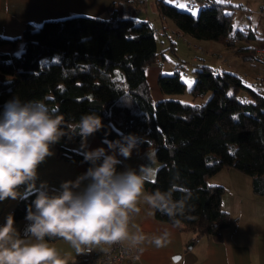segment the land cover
I'll return each mask as SVG.
<instances>
[{"label":"trees","instance_id":"trees-1","mask_svg":"<svg viewBox=\"0 0 264 264\" xmlns=\"http://www.w3.org/2000/svg\"><path fill=\"white\" fill-rule=\"evenodd\" d=\"M126 2L110 5L105 18L77 14L46 19L36 30L24 28L19 38L0 36V46H11L0 49V108L13 95L21 100L42 99L64 116L66 124L86 113L99 115L103 123L95 133L99 139L140 134L144 141L140 148L152 146L160 163L155 179L144 184L147 192L174 188L173 197L179 199L188 190L191 196L184 215L176 219L192 232V240L203 235L219 240L221 230L235 219L221 207L225 187L208 183V177L232 167L249 175L254 193L264 195V95L247 86L239 74L197 63L188 92L193 99L210 93L204 102L154 100L145 68L159 53L155 28L148 20L131 16ZM194 3L200 5L196 17L155 0L159 14L181 33L196 40L219 41L244 61L262 60L257 46L248 44L260 38L256 31L234 30L233 11L226 10L233 4L224 0L205 6ZM19 39L23 43L15 50ZM183 68L180 60L172 73L160 74V91L183 93ZM261 82L264 77L256 81ZM241 89L247 90V99L238 97ZM122 97L132 102L125 103ZM60 156L82 161L81 152L66 147H60ZM34 199L33 192L26 193L8 215L24 219ZM152 212L157 220L173 224L167 215Z\"/></svg>","mask_w":264,"mask_h":264},{"label":"clouds","instance_id":"clouds-1","mask_svg":"<svg viewBox=\"0 0 264 264\" xmlns=\"http://www.w3.org/2000/svg\"><path fill=\"white\" fill-rule=\"evenodd\" d=\"M102 127L96 113L66 124L64 116L42 99L21 100L13 95L4 102L0 108V202L21 197L20 186L33 192L35 199L26 207L27 223L22 231L14 226L12 214L0 224V264H65L49 243L53 238L69 242L77 254L127 240L140 244L146 237H130L128 224L130 213L139 212L141 196L152 209L172 219L174 226L179 225L176 217L184 215L190 192L185 190L179 199L173 197L174 188L144 193V184L155 168L125 163L138 151L143 137L122 133L118 139L102 141L106 147L89 148L87 139ZM76 136L83 145L85 171L61 181L54 190L43 181L38 185V167L55 155L54 146ZM167 236L166 231L153 243L161 246Z\"/></svg>","mask_w":264,"mask_h":264},{"label":"crops","instance_id":"crops-1","mask_svg":"<svg viewBox=\"0 0 264 264\" xmlns=\"http://www.w3.org/2000/svg\"><path fill=\"white\" fill-rule=\"evenodd\" d=\"M67 1L68 0H0V36L9 39L19 38L23 29L27 26L34 30L39 26L42 20L49 18L47 16H50L49 19H57L62 15L60 13L65 11L70 14L79 12L85 13L88 14L87 16H100L104 12L108 14L110 5L121 0H74L76 4L68 7L66 6ZM164 1L173 4L177 8H186L189 7L190 4H197L194 3L193 0H175V2L170 0ZM142 3L146 5L147 0H127L125 3V10L130 11V15L137 18L136 16L139 14L140 9L136 8V6ZM150 4L153 6L155 0H152ZM144 9L147 13L146 7ZM190 10L193 11V7ZM35 14L41 16L36 17ZM36 19L39 20V22L35 21ZM174 32L179 35L181 34L175 26ZM209 43H211L207 46L209 50L216 49L217 46L215 44L212 42ZM20 46L21 39L17 41L15 50L19 49ZM10 48L11 46L9 44L0 46V49L4 50H9ZM210 62L214 64L212 61ZM201 63L211 65L207 63L204 58ZM211 66L218 71L225 70L219 69V67H215L214 65ZM175 69L176 65L173 71ZM182 77L187 76L184 73ZM189 78L194 81V74L193 78H191V76ZM75 123L76 122H70L69 124ZM93 135L95 137L93 145L96 141V147H106V145L102 143V141L106 140L105 138L99 139L95 134ZM97 138L99 140H97ZM65 139L54 146L55 155L47 158L46 161L38 167L39 180L37 184L39 185L41 181L46 182L49 190L58 188L60 182L63 180L75 179L78 174L82 173L87 168L86 164L60 156V147L68 148L67 145L63 144L65 143ZM78 140H80V138L76 141ZM75 143L74 140H71V147H69V149L74 150L72 147H74ZM138 153L141 154L143 152H134L129 159L130 162L140 163V158H137ZM222 169H225V173L232 175V177H229L226 181H222L220 178L217 179L216 175H218ZM232 169L235 168L225 166L207 179L208 183L222 185L225 187V190L228 189V187L233 189L232 193H234L235 198H230L225 202L222 195L221 207L228 211L235 221L221 230V238L219 240H215L208 235H203L197 240H192V232L186 229L184 223L174 226L173 224L157 220L153 215L152 209L144 202L142 197L137 202L139 212L130 213L128 231L130 237L142 234L146 239L142 243L136 245L132 244L131 240L122 242L140 251L139 259L130 262V264H264V198L258 197H264V195H257L254 193L250 177L253 196L248 193V198L244 200V196L240 192V189H236L235 185H233L234 177L239 176L231 172ZM144 189V193H148L145 187ZM19 191L21 197L28 193L24 188L19 189ZM21 197L16 200L7 199L0 202V224L4 223L8 213L14 208ZM24 221V219L14 220V226L19 230ZM166 231L168 236L166 239H163L161 246H157L153 243L155 238H163ZM191 241L192 245L188 247ZM49 243L56 248L61 258L65 261V264L86 263L79 259L80 254H77L76 249L73 248L69 242L60 238H55L49 240Z\"/></svg>","mask_w":264,"mask_h":264},{"label":"rangeland","instance_id":"rangeland-1","mask_svg":"<svg viewBox=\"0 0 264 264\" xmlns=\"http://www.w3.org/2000/svg\"><path fill=\"white\" fill-rule=\"evenodd\" d=\"M151 1L152 0H147L146 5L142 3L136 6V8L140 9V12L136 17L137 19L140 20L148 19L156 30V44L159 53L157 54L155 60L152 63L148 64L145 68L146 78L151 88V94L154 100H160L162 98L169 97V98L179 99L184 102H196V103L204 102L208 98L210 93H207L204 96L193 99L192 95L188 92V89L194 82L189 78L190 76L191 78H193L192 69L195 67L197 63H201L203 58L207 63L211 64L210 61H212V63L214 64L211 65H214L215 67H219V69H225L234 72L236 74H239L244 78V82L247 86L261 92L264 95V82H261L260 84L256 83V81L259 78L264 77V59L244 61L239 56L232 53L219 41L196 40L182 33L180 35L177 34L176 32H174L173 22L169 18L162 17L159 14L155 4L151 6L150 4ZM170 1L175 2V0H170ZM226 1L234 5L232 8H226L227 12L233 11L232 24L234 30L237 28H244V27L254 29L256 31V34L260 38L250 40L248 44L251 46H259V45L264 46V11H262L261 9L264 0H226ZM75 2L76 1L74 0H68L66 2V6L67 7L73 6L76 4ZM144 6L147 9V13L145 12ZM192 7H193V11L190 10L192 9ZM178 9L188 11L194 17H196L200 9V6L199 4L198 5L190 4L189 7L186 8L178 7ZM60 14L62 15H60V18L57 19H61L77 14L88 15L80 12L76 14H70L69 12L66 11L61 12ZM107 15H108L107 12H104L99 17L105 18L107 17ZM35 16L39 17L41 15L35 14ZM47 17L50 18V16ZM35 21L39 22V20L37 19ZM36 29L37 27L34 30ZM21 35L22 33L20 34V37ZM209 42L215 44L217 46L216 49L209 50L207 48V46L211 44ZM22 43L23 40L21 39V44ZM180 60L184 61L183 71L187 77H182V79L186 83V90L183 93H174V94L163 93L162 91H160L158 87L157 81L159 75L172 73L176 63L179 62ZM189 81H191L192 83L189 84L188 83ZM247 94H248L247 90L241 89L237 95L240 99H247L248 97ZM94 138H95L94 135H92L87 139V145L89 148L96 147V141L93 145V141L95 140ZM97 140L99 139L97 138ZM62 141H64V139ZM74 142L76 143L74 144V147H72V149L78 150L80 152L83 146L81 139L78 141L74 140ZM63 144L67 145V147L69 148L71 147V140L65 139V143ZM137 152H143L141 154L139 153L137 154V158H140L139 159L140 163H135V162L132 163L130 162V160H128L126 161L128 165L132 167H138L141 165L150 166L155 168V170L157 171V168L159 167L160 163L156 158L155 150L153 147L139 148ZM156 171L155 174L150 178L151 180L155 179ZM231 172H234V174H237V176H239V177H234L233 185H235L236 189L238 190L240 189V192L244 196V200L248 198V193L249 195L253 196L250 185V176L236 169H232ZM216 177L217 179L220 178L222 181H226L229 177H232V175L226 174L225 169H222L218 173V175H216ZM232 192L233 189H230L229 187L224 191L222 195L225 202H227V200H229L230 198H234V193ZM142 197L143 196H141L139 200ZM258 197L264 198L262 196H258Z\"/></svg>","mask_w":264,"mask_h":264},{"label":"built area","instance_id":"built-area-1","mask_svg":"<svg viewBox=\"0 0 264 264\" xmlns=\"http://www.w3.org/2000/svg\"><path fill=\"white\" fill-rule=\"evenodd\" d=\"M193 2H199L205 6L216 2V0H193ZM261 9L264 11V1ZM256 54L259 58L264 59V46H257ZM21 188H24V186H20L19 189ZM26 223L24 221L19 230L22 231ZM139 254L140 251L138 249L118 242L111 246L100 245L97 248H93L90 252L81 253L79 259L90 264H130V262L139 259Z\"/></svg>","mask_w":264,"mask_h":264},{"label":"water","instance_id":"water-1","mask_svg":"<svg viewBox=\"0 0 264 264\" xmlns=\"http://www.w3.org/2000/svg\"><path fill=\"white\" fill-rule=\"evenodd\" d=\"M191 245H192V241H191V242H189V244H188V247H191Z\"/></svg>","mask_w":264,"mask_h":264},{"label":"snow or ice","instance_id":"snow-or-ice-1","mask_svg":"<svg viewBox=\"0 0 264 264\" xmlns=\"http://www.w3.org/2000/svg\"><path fill=\"white\" fill-rule=\"evenodd\" d=\"M188 83H189V84H191L192 82H191V81H189ZM245 103H247V101H245Z\"/></svg>","mask_w":264,"mask_h":264}]
</instances>
